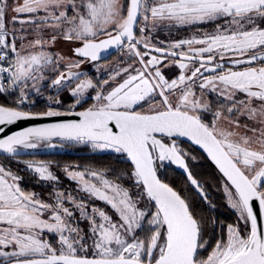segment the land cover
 I'll return each instance as SVG.
<instances>
[{"label": "snow or ice", "instance_id": "6c2138e0", "mask_svg": "<svg viewBox=\"0 0 264 264\" xmlns=\"http://www.w3.org/2000/svg\"><path fill=\"white\" fill-rule=\"evenodd\" d=\"M199 25L213 30L153 39L157 30ZM60 39L74 45L70 56L49 50ZM113 50L123 53L117 65H96L105 78L79 71ZM172 66L178 75L166 77L163 69ZM48 88L50 104L59 105L63 91L73 97L68 109L27 110ZM90 90L94 102L77 111ZM0 95L11 98L0 104V126L78 117L0 138L9 157L56 148L58 139L111 151L131 165L111 179V169L65 166L84 198L53 187L50 201L24 191L22 177L0 165V264H264V0H0ZM181 137L226 178L223 191L237 216L207 252L209 221L158 175L165 162L175 165L214 209ZM24 163L37 182L59 183L50 163ZM125 177L135 195L119 183ZM90 199L117 218L89 207Z\"/></svg>", "mask_w": 264, "mask_h": 264}, {"label": "trees", "instance_id": "16d2710c", "mask_svg": "<svg viewBox=\"0 0 264 264\" xmlns=\"http://www.w3.org/2000/svg\"><path fill=\"white\" fill-rule=\"evenodd\" d=\"M212 25L208 26H193L188 28H182L177 30L180 35H187L191 31L195 30H207L210 29ZM162 35L163 32H157V34ZM158 34V35H159ZM115 57V56H114ZM113 60V59H112ZM111 60V61H112ZM110 61V62H111ZM54 91H52L53 95ZM61 93L59 96H61ZM212 100V99H211ZM11 100L6 98L5 96L0 95V104H10ZM49 101L48 100H37L36 99V107L32 110V112L41 113L48 109ZM72 103L67 102L63 106L57 108L52 107L56 110L66 111L69 105ZM91 106V101H87L82 103V105L77 106V111L85 110L86 108ZM146 110V109H145ZM205 121H210L211 117L205 116ZM52 143L56 144V148H48L46 145H43L39 151H54L56 154L49 156H41V157H31L36 158L37 161H44L50 163L51 167L59 173L60 178L62 179V185L56 186L47 183L37 182L35 177L30 173L23 171L22 163L20 161L9 159V158H1L0 162L7 169L11 170L13 173H16L18 176L22 177V185L25 188L33 189L43 195L46 198H51L50 193L53 187L70 192L75 191V185L71 182L65 175H63L62 171L65 166H79L80 170H84L86 168H105L111 169L109 171L108 177L114 178V172L126 171L131 168L130 163H128L123 157H119L116 154H94L89 147L84 146H76L71 144L62 143L60 141H52ZM63 144V147L60 145ZM179 145L183 148L190 150L192 154L196 156L197 159L194 161L189 159L188 166L192 171L193 176L203 185L204 191L208 196V201L212 205H214V209L209 207L208 203H205L200 196L194 191V189L190 186L186 177L183 176L174 166L165 162L163 168L158 167V174L161 178L169 183L173 188L181 193L182 196L188 199L191 207L194 209L195 213L199 216L208 220L206 230L204 232V237H209V248L207 251L211 250L212 245L215 243L217 238L219 237L220 231H225L226 225L228 224H236L237 216L232 211L226 203V198L223 191V184L226 182L223 175L218 171V169L198 150L195 148L184 144L179 143ZM28 159V158H25ZM81 167V168H80ZM123 186L127 188H132V181L127 179L126 177L119 181ZM30 192V190H29ZM214 220L216 223L213 224L211 221ZM243 225H241V228ZM243 229V228H242ZM50 241H53L51 236L47 237ZM54 242V241H53ZM206 251V252H207Z\"/></svg>", "mask_w": 264, "mask_h": 264}, {"label": "rangeland", "instance_id": "374dc122", "mask_svg": "<svg viewBox=\"0 0 264 264\" xmlns=\"http://www.w3.org/2000/svg\"><path fill=\"white\" fill-rule=\"evenodd\" d=\"M10 2H11V0H10ZM200 26V25H199ZM202 26H208V25H202ZM191 27H193V26H191ZM17 28H19V25H17ZM182 28H188V27H172L170 30H157L155 33H153L152 35H153V39L154 40H162V41H168V40H173V41H175V40H180V39H184V38H190L191 36H193V35H198L199 34V31L198 30H195V31H191L189 34H187V35H180L179 34V32L177 31V30H179V29H182ZM200 30V29H199ZM213 30V26L210 28V29H207V30H202V31H212ZM163 32V34L162 35H160L159 33V35L157 34V32ZM45 35H47V34H45ZM29 39H31V36H29ZM17 46L19 47V40H17ZM72 47H74V45L73 44H71V43H69V42H66V41H64V40H62V39H60V40H57V42H56V44L54 45V47H52V48H50L49 50L50 51H52L53 53H59V54H63V55H66V56H70L71 55V52H70V49L72 48ZM123 55V53H120V54H118L117 56H115L114 58H113V60L110 62H105V63H95V64H90V63H88V62H85V63H83L82 65H81V67H80V69H79V71L80 72H83V73H85L87 76H90L94 81L95 80H100V79H103V78H105V75H106V73H105V71L102 69L101 71H96V65L97 64H100V65H104L106 68H111L113 65H117L119 62H120V59H121V56ZM124 59L125 60H127V57L125 56L124 57ZM163 63H165V64H167L168 63V61L167 60H165ZM161 67H162V65H161ZM163 71H164V74H165V76L166 77H174V76H176V75H178V69H177V67H175V66H172V67H170V68H164L163 69ZM52 91H54L53 89H51V88H48V89H45L44 90V92H43V97H37L36 99L38 100V99H44V100H47L46 98L49 96V95H52L51 93H52ZM61 93H63L62 95H61V97L59 98V100L61 101V103L59 104V105H57V104H54V103H51L50 104V102L48 103V105L49 106H52V107H57V108H59V107H61V106H63L64 104H66L67 102H71V101H73V97H71L70 95H69V93L67 92V91H63V92H61ZM60 93V94H61ZM54 94V93H53ZM94 95H95V92L94 91H89L88 93H86V96H85V99H86V101H91V105H92V103L94 102L90 97H94ZM208 100H215V95L214 94H211V95H209V96H207L206 97ZM60 142H62V143H66V144H71V145H76V146H84V147H89L90 148V146H85V145H78V144H75V143H72V142H63V141H60ZM43 147V145H41V147L40 148H38V149H41ZM181 147V146H180ZM182 149H184L185 151H187L191 156H194L195 158H196V156L194 155V154H192L191 152H190V150H188V149H186V148H183V147H181ZM38 149H28V150H30V151H33V150H38ZM91 149V148H90ZM92 150V149H91ZM92 153H94V154H115V153H113V152H111V151H94V150H92ZM197 159V158H196ZM0 165H3V164H1V162H0ZM4 166V165H3ZM5 167V166H4ZM6 168V167H5ZM22 170L23 171H26V172H30L29 170H27L26 169V165L25 164H22ZM7 169V168H6ZM51 171H53L54 172V174L56 175V176H58L59 177V183L58 184H55L56 186H59V185H62V179L60 178V176H59V173L57 172V171H55L52 167H51ZM12 172V171H11ZM13 173V172H12ZM31 173V172H30ZM62 173H63V175H65V173H64V171H62ZM13 174H15V175H17L16 173H13ZM32 174V173H31ZM33 175V174H32ZM18 176V175H17ZM34 176V175H33ZM65 177H67L66 175H65ZM68 178V177H67ZM69 179V178H68ZM70 180V179H69ZM71 182H73L74 183V185H75V191H70V193L72 194V195H74V196H76L77 198H84V194L83 193H81V192H79L78 191V185L74 182V181H72V180H70ZM40 183H47V184H50L49 182H40ZM19 184H20V187L24 190V191H26V192H29V190H30V192H34V193H38L37 191H35V190H33V189H28V188H25L23 185H22V180H20L19 181ZM224 184H225V182H224ZM224 184H223V187H224ZM123 186V185H122ZM124 187H126V186H124ZM127 188V187H126ZM131 191H132V193H133V195H135V191L136 190H132L131 188H129ZM66 192V191H65ZM39 195H40V197H41V199H43V200H47V201H50L51 200V198H46V197H44L43 195H41L40 193H38ZM224 195H225V193H224ZM225 198H226V195H225ZM87 203L89 204V207L91 206V205H96L97 207H99V208H101V209H103L106 213H108L109 215H111L112 217H113V219L115 220L117 217L115 216V214H114V212H113V210L110 208V206H108L107 204H105L104 202H101V201H99V200H95V199H90V200H87ZM226 203H227V200H226ZM141 204H143V201L141 202ZM228 205V204H227ZM70 207H71V205H69ZM230 208V207H229ZM231 209V208H230ZM232 210V209H231ZM233 211V210H232ZM78 213H77V217H78ZM79 223H80V227L81 228H83L84 229V231L85 232H87L88 231V228H87V222L86 221H79ZM243 228V227H242ZM223 233H224V231H220V233H219V236H221V235H223ZM209 237H206L205 239L208 241V248H209V239H208ZM208 248L206 249V251L208 250ZM88 255H91V251L88 253Z\"/></svg>", "mask_w": 264, "mask_h": 264}, {"label": "water", "instance_id": "95a60500", "mask_svg": "<svg viewBox=\"0 0 264 264\" xmlns=\"http://www.w3.org/2000/svg\"><path fill=\"white\" fill-rule=\"evenodd\" d=\"M118 54H120V52L115 51V50L110 51L109 53L105 54L106 59L101 60V61L96 62V63L109 62V61H111L114 58V56H117ZM74 119H78V117H75V116H60V117H49V118L36 119V120L19 121V122L15 123V124H12V125L0 126V128H3V131L0 132V138H5L7 135H11V134H13V133H15L17 131H21V130L27 128V127L39 126V125H43V124H50V123H56V122H62V121H66V120H74ZM177 139H178V143L187 144V145L195 148L196 150H198L200 153H202L216 167V165L210 160V158L207 156V154L204 152V150H202L199 146L193 144L187 138L181 137V138H177ZM54 141H60V140L54 139ZM54 154H56V152H54V151H39V150L30 151V150L21 149L20 150V154L17 157H9L8 154L2 153V152H0V157L1 158L14 159V160H17V161H20V162L24 163L25 161H28L25 158L49 156V155H54ZM172 166H174L183 176H185V174L183 173V171L181 169H179L175 165H172ZM225 180H226V178H225Z\"/></svg>", "mask_w": 264, "mask_h": 264}, {"label": "built area", "instance_id": "2783aa9c", "mask_svg": "<svg viewBox=\"0 0 264 264\" xmlns=\"http://www.w3.org/2000/svg\"><path fill=\"white\" fill-rule=\"evenodd\" d=\"M10 100H11V98H9ZM36 103H35V105H32V106H25L26 107V109L27 110H30V111H32L35 107H36ZM47 107H49V105H47Z\"/></svg>", "mask_w": 264, "mask_h": 264}, {"label": "flooded vegetation", "instance_id": "af4514ba", "mask_svg": "<svg viewBox=\"0 0 264 264\" xmlns=\"http://www.w3.org/2000/svg\"><path fill=\"white\" fill-rule=\"evenodd\" d=\"M26 160H35V161H37L36 158H28V159H26ZM22 164H25V163H22Z\"/></svg>", "mask_w": 264, "mask_h": 264}, {"label": "crops", "instance_id": "0c3cea01", "mask_svg": "<svg viewBox=\"0 0 264 264\" xmlns=\"http://www.w3.org/2000/svg\"><path fill=\"white\" fill-rule=\"evenodd\" d=\"M61 96H59L58 98H60ZM38 100H41V99H38ZM43 100V99H42Z\"/></svg>", "mask_w": 264, "mask_h": 264}]
</instances>
